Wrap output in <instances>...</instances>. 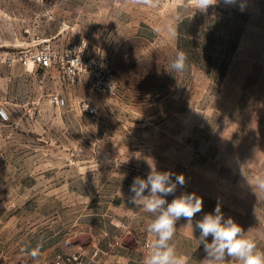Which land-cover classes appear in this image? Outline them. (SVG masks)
Wrapping results in <instances>:
<instances>
[{"label":"rangeland","instance_id":"rangeland-1","mask_svg":"<svg viewBox=\"0 0 264 264\" xmlns=\"http://www.w3.org/2000/svg\"><path fill=\"white\" fill-rule=\"evenodd\" d=\"M243 3L202 13L187 0H0V264L78 251L143 264L153 217L128 197L153 167L184 174L176 196L203 198L193 224L219 204L264 250V35L238 51L248 27L264 28V0ZM82 38L95 64L76 87L17 60ZM178 51L182 73L170 69ZM100 80L116 93L98 91ZM185 224L175 246L200 264L199 230Z\"/></svg>","mask_w":264,"mask_h":264},{"label":"clouds","instance_id":"clouds-1","mask_svg":"<svg viewBox=\"0 0 264 264\" xmlns=\"http://www.w3.org/2000/svg\"><path fill=\"white\" fill-rule=\"evenodd\" d=\"M141 2L151 5L153 0ZM187 3L195 12L207 13L210 7L217 6L221 0H187ZM223 4L244 10L243 0H223ZM187 62V53L178 51L170 63V69L182 73L188 67ZM185 182L182 173L158 171L154 167L146 179L139 176L133 179L129 202L153 217L146 228L153 238L147 244L148 251L143 264H188L187 258L178 253L174 243L176 224L181 218L186 221L183 227H188L193 237L194 231L199 230V237L194 239L198 246H203L206 254L200 264H264V250L258 248L254 239L245 235L243 228L232 217H224L219 204L213 212L205 213L193 224L196 214L203 211V198L194 192L176 196L177 186L183 187ZM255 189L264 193V177L255 180ZM170 195L174 197L171 202L167 200ZM39 251L38 246L31 249L28 255L37 261Z\"/></svg>","mask_w":264,"mask_h":264},{"label":"built area","instance_id":"built-area-1","mask_svg":"<svg viewBox=\"0 0 264 264\" xmlns=\"http://www.w3.org/2000/svg\"><path fill=\"white\" fill-rule=\"evenodd\" d=\"M89 42L87 39H78L65 45L59 50L54 44L46 43L39 48L27 49L21 51L18 61L25 67L30 64L40 69L56 68L61 75L62 80L70 87H76L86 82L85 73L92 68L95 57H88ZM103 66L109 69L110 61L104 60ZM98 76V75H97ZM95 86L98 91L114 95L116 93V84L112 82L98 81ZM53 102H59L58 95H54ZM86 110L90 104L84 103ZM147 247V245H146ZM97 252L90 256L84 251L72 253H58L46 264H102L96 259Z\"/></svg>","mask_w":264,"mask_h":264},{"label":"crops","instance_id":"crops-1","mask_svg":"<svg viewBox=\"0 0 264 264\" xmlns=\"http://www.w3.org/2000/svg\"><path fill=\"white\" fill-rule=\"evenodd\" d=\"M254 29H252L251 27H248L246 29V32H244L243 36H242V41L240 42V45L238 47V51H240L242 48H245L246 45H248L250 43V37L252 34L254 35H264V28H260V29H255V32L253 31Z\"/></svg>","mask_w":264,"mask_h":264},{"label":"trees","instance_id":"trees-1","mask_svg":"<svg viewBox=\"0 0 264 264\" xmlns=\"http://www.w3.org/2000/svg\"><path fill=\"white\" fill-rule=\"evenodd\" d=\"M236 45H237V43H233V44H232L233 47H236ZM226 68H227V66L225 65V67L221 70V75H222V76L225 74V72H226Z\"/></svg>","mask_w":264,"mask_h":264}]
</instances>
